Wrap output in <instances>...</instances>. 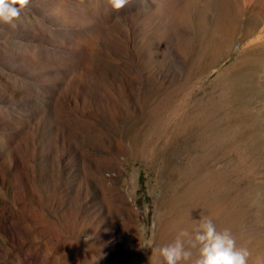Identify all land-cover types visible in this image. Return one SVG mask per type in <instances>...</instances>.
Instances as JSON below:
<instances>
[{"label":"rangeland","instance_id":"374dc122","mask_svg":"<svg viewBox=\"0 0 264 264\" xmlns=\"http://www.w3.org/2000/svg\"><path fill=\"white\" fill-rule=\"evenodd\" d=\"M180 2L0 22V264H164L201 215L264 259V14L219 51Z\"/></svg>","mask_w":264,"mask_h":264},{"label":"clouds","instance_id":"9594fccd","mask_svg":"<svg viewBox=\"0 0 264 264\" xmlns=\"http://www.w3.org/2000/svg\"><path fill=\"white\" fill-rule=\"evenodd\" d=\"M106 2L119 11L129 0ZM28 4L29 0H0V22L14 27V21ZM191 249H196L195 258ZM156 251L163 258L164 264H248L250 256L247 248L237 246L230 229L218 230L212 219L204 215H201L191 232L181 229L173 242ZM255 264H264V259L258 258Z\"/></svg>","mask_w":264,"mask_h":264},{"label":"bare ground","instance_id":"6f19581e","mask_svg":"<svg viewBox=\"0 0 264 264\" xmlns=\"http://www.w3.org/2000/svg\"><path fill=\"white\" fill-rule=\"evenodd\" d=\"M180 1H181L180 2L181 5L184 4L185 14H187L186 12L188 10H192V9L193 10L195 9L196 12L199 13L200 19L198 24L199 26L198 33L200 34V36H204V34L206 33L208 34L207 30L210 29L209 27L211 20L212 18H214L213 16H215L214 11L215 10L218 11L219 16L216 18V20L214 18L216 23L214 24L212 30L210 29L211 31H213L211 35L212 40H214L218 44L217 50H219L224 45L229 44L231 40V35L234 33L235 30V25L240 24L237 23V21L239 22V20L242 19V16H244L245 13H248V15H250V19H249L250 23L254 22L259 14H264V0H185V1L180 0ZM190 12L192 13V11H189L188 13ZM182 13L179 12L177 14L178 18H175L176 21L174 20L173 21L177 25L178 31H183V33L185 32L184 35L187 34L188 36H190L191 34H194L193 32L196 29L195 24L190 18L186 17ZM249 53L250 52L245 53L244 57H249L252 52L250 54Z\"/></svg>","mask_w":264,"mask_h":264}]
</instances>
